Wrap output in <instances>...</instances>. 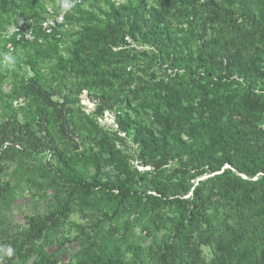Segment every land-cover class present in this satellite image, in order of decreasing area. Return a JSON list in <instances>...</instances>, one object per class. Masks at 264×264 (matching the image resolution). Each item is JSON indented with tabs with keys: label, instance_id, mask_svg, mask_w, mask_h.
I'll return each mask as SVG.
<instances>
[{
	"label": "trees",
	"instance_id": "obj_1",
	"mask_svg": "<svg viewBox=\"0 0 264 264\" xmlns=\"http://www.w3.org/2000/svg\"><path fill=\"white\" fill-rule=\"evenodd\" d=\"M46 4L0 0V28L27 23L33 33L0 48V112L28 98L26 117L46 128L30 144L49 152L51 184L68 195L60 209L29 216L26 233L0 234V264L40 253L36 242L68 218L73 197L97 193L170 229L149 246L154 264H264V0H84L51 35L41 25ZM116 84L134 98L138 118L117 116L132 147L76 106L79 92L98 88L102 115L121 102ZM21 128L19 144L29 143ZM0 138L7 154L15 141L5 130ZM35 264L126 263L91 254Z\"/></svg>",
	"mask_w": 264,
	"mask_h": 264
},
{
	"label": "rangeland",
	"instance_id": "obj_2",
	"mask_svg": "<svg viewBox=\"0 0 264 264\" xmlns=\"http://www.w3.org/2000/svg\"><path fill=\"white\" fill-rule=\"evenodd\" d=\"M43 1L47 3V6L54 7V3L60 0ZM11 27L13 25L6 24L5 36H0V48L4 44L14 46L12 39L17 40V35H12ZM27 30L28 28H24V32ZM22 72L29 75L24 68L20 69V73ZM115 88L120 91L121 102L113 103L112 108L105 109L102 115L95 113L96 105L100 100L97 95L101 92L98 88H93L92 91L84 89L79 92L75 96L76 106L93 114L100 125L112 133L113 139L122 136L123 138L117 139L121 147L123 145L132 147L130 137L120 129L117 116L120 111H123L125 115L131 117V120L138 118L137 111L132 105L127 104V98H134L126 86L116 84ZM27 99L21 94L18 98L11 100V106L8 105V109L0 112V133L3 130L7 131L10 139L15 141L7 154L1 155L0 151V157H2L0 158V234L4 233L7 238L9 237L8 239L19 232L23 234L29 230L27 222L29 216H45L60 209L64 197L68 195V192L60 191L51 184L53 169L49 152H40L35 145L30 144L41 138L44 141L43 135L46 133V128L37 117H26L31 113L27 111L29 109ZM10 112L18 114L21 123L19 127H14L12 118L9 116ZM24 124L28 125V132L32 135L26 136L30 139L29 143L19 144L17 135L22 133L21 130H26L21 128ZM132 163L137 166V161L134 160ZM78 168L86 177L94 173V167L91 164L79 163ZM139 168L142 169L141 166ZM168 172L169 170L166 173ZM191 181L197 182V179ZM70 206V214L59 228L47 230L44 237L36 242L41 246L42 251L16 258L14 263L35 264L43 255L58 257L61 262L71 260L78 262L88 255L100 254L126 264H154L149 254V246L171 233L170 229L157 231L147 213L140 214L135 209L118 210L115 201L99 193L90 197L74 196ZM204 254L210 260L211 248L204 247Z\"/></svg>",
	"mask_w": 264,
	"mask_h": 264
},
{
	"label": "built area",
	"instance_id": "obj_3",
	"mask_svg": "<svg viewBox=\"0 0 264 264\" xmlns=\"http://www.w3.org/2000/svg\"><path fill=\"white\" fill-rule=\"evenodd\" d=\"M84 0H70L69 4L61 11L57 12L54 7L48 6L47 10L44 13V18L41 20L42 29L49 35L54 34L61 28L67 27L66 23V13L70 7L76 4H83ZM33 22V20H30ZM24 28H28V24L24 23L20 26L11 27L12 35H17V40L20 39H32L33 33L30 28L24 32ZM5 29L0 28V35L5 36ZM59 36V35H58ZM9 48L13 49V46L10 44L7 45Z\"/></svg>",
	"mask_w": 264,
	"mask_h": 264
},
{
	"label": "clouds",
	"instance_id": "obj_4",
	"mask_svg": "<svg viewBox=\"0 0 264 264\" xmlns=\"http://www.w3.org/2000/svg\"><path fill=\"white\" fill-rule=\"evenodd\" d=\"M9 254H11V249H9Z\"/></svg>",
	"mask_w": 264,
	"mask_h": 264
}]
</instances>
